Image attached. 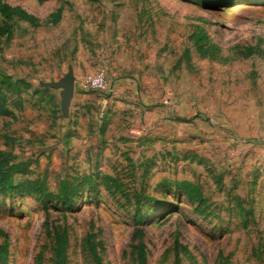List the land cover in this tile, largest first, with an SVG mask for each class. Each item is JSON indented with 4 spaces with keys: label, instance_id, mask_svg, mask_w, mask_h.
Masks as SVG:
<instances>
[{
    "label": "rangeland",
    "instance_id": "1",
    "mask_svg": "<svg viewBox=\"0 0 264 264\" xmlns=\"http://www.w3.org/2000/svg\"><path fill=\"white\" fill-rule=\"evenodd\" d=\"M0 6V264H264V0Z\"/></svg>",
    "mask_w": 264,
    "mask_h": 264
},
{
    "label": "water",
    "instance_id": "2",
    "mask_svg": "<svg viewBox=\"0 0 264 264\" xmlns=\"http://www.w3.org/2000/svg\"><path fill=\"white\" fill-rule=\"evenodd\" d=\"M50 88L53 89H62V110L65 114L68 113V109L71 105V102L75 93V81H74V72L70 70L66 77L61 80L59 83L49 84Z\"/></svg>",
    "mask_w": 264,
    "mask_h": 264
},
{
    "label": "built area",
    "instance_id": "3",
    "mask_svg": "<svg viewBox=\"0 0 264 264\" xmlns=\"http://www.w3.org/2000/svg\"><path fill=\"white\" fill-rule=\"evenodd\" d=\"M87 87L96 93L100 94H112V90L108 84L107 74L104 70H99L95 74L87 78ZM132 137L140 136L141 132L131 131ZM264 150V149H263Z\"/></svg>",
    "mask_w": 264,
    "mask_h": 264
},
{
    "label": "trees",
    "instance_id": "4",
    "mask_svg": "<svg viewBox=\"0 0 264 264\" xmlns=\"http://www.w3.org/2000/svg\"><path fill=\"white\" fill-rule=\"evenodd\" d=\"M0 10L2 11V14L6 16V18L12 17L16 12L14 9L5 6H0Z\"/></svg>",
    "mask_w": 264,
    "mask_h": 264
}]
</instances>
